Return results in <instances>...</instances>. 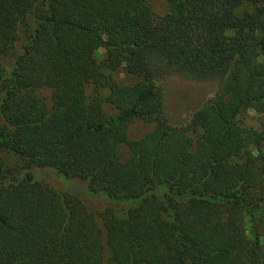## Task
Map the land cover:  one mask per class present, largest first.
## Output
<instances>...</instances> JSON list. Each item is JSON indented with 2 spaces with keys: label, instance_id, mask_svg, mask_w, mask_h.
<instances>
[{
  "label": "trees",
  "instance_id": "16d2710c",
  "mask_svg": "<svg viewBox=\"0 0 264 264\" xmlns=\"http://www.w3.org/2000/svg\"><path fill=\"white\" fill-rule=\"evenodd\" d=\"M167 3L0 0V264H264V0Z\"/></svg>",
  "mask_w": 264,
  "mask_h": 264
},
{
  "label": "rangeland",
  "instance_id": "374dc122",
  "mask_svg": "<svg viewBox=\"0 0 264 264\" xmlns=\"http://www.w3.org/2000/svg\"><path fill=\"white\" fill-rule=\"evenodd\" d=\"M150 4L154 7L156 13L159 17H164L169 8L167 0H149ZM251 10V6L244 4L239 13L242 11ZM97 58L100 62L105 59V51L100 49L97 52ZM115 78L124 83H131V77L127 76L123 71H120L115 75ZM218 89V84L216 82H200L197 80L189 79L179 75H173L166 79L165 82V93H166V106L167 113L171 122L176 126H186L189 124L193 116L198 112V110L214 95ZM41 98L46 102L49 101L50 91L42 90L40 92ZM112 112L111 108L107 109ZM237 122L247 127L260 128L264 131V114H257L249 109H243L240 115L237 117ZM149 126L143 124L142 122L135 123L130 129V137L132 139H137L142 137L148 130ZM13 159L10 156L8 162ZM94 207L95 210H100L99 205L89 204ZM125 208L121 207V212ZM260 233H264V224H260ZM248 234L253 237L252 226L248 225Z\"/></svg>",
  "mask_w": 264,
  "mask_h": 264
}]
</instances>
